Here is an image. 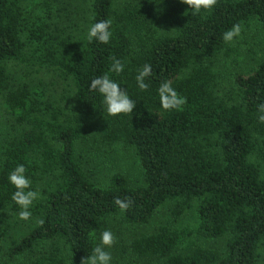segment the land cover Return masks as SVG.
I'll use <instances>...</instances> for the list:
<instances>
[{
	"label": "trees",
	"instance_id": "16d2710c",
	"mask_svg": "<svg viewBox=\"0 0 264 264\" xmlns=\"http://www.w3.org/2000/svg\"><path fill=\"white\" fill-rule=\"evenodd\" d=\"M60 2L0 0V124L8 135L0 139V264H81L107 219L141 226L167 203L170 224L132 240L138 257L259 264L264 123L257 107L264 102V55L229 82L216 66L241 48L240 38L231 45L222 40L233 24L242 25L244 36L264 34V0H217L195 16L178 0H87L84 38L91 24L108 19L107 45L80 40L61 25ZM113 57L125 63L112 78L136 101L133 114L108 117L88 90L92 79L109 72ZM146 63L150 87L140 91L135 76ZM41 70L60 84L58 99L37 86L39 79L35 87L27 80ZM164 80L186 98L181 110H161L157 89ZM95 120L103 144L135 150L141 184L113 174L100 185L88 176L76 144ZM18 164L41 193L27 221L18 219L7 180ZM116 198L130 207L121 212ZM191 209L194 223L177 226ZM192 237L224 239V245L184 250Z\"/></svg>",
	"mask_w": 264,
	"mask_h": 264
},
{
	"label": "rangeland",
	"instance_id": "374dc122",
	"mask_svg": "<svg viewBox=\"0 0 264 264\" xmlns=\"http://www.w3.org/2000/svg\"><path fill=\"white\" fill-rule=\"evenodd\" d=\"M60 8L63 11L60 13L61 25L71 30V33L78 39H84L82 29L86 26L88 17L87 0H60ZM259 32V31H258ZM239 40L241 48L237 50L231 58L226 60L221 57L217 62L216 69L219 75L229 82L230 76L236 71L245 70L252 66L256 60L264 55V34L263 33H248L245 36L241 33ZM21 65H17V70H21ZM49 72V71H48ZM51 74V72H49ZM41 70L39 73H33L27 76V80L32 86L38 84V79L41 81L37 86L40 89H45L52 95H56L60 91V84H53L50 76ZM51 91V92H50ZM2 107H0V111ZM0 118H2L0 116ZM3 119V118H2ZM98 120L91 121L86 127L83 137L78 139L76 144V156L80 160L89 177L100 185H106L109 178L113 174H120L126 178L130 184L138 185L142 182V169L135 150L123 143H112L105 145L101 142L98 133ZM0 124V139L6 138V130L2 129ZM264 170V166H263ZM171 205L169 203L163 205L153 217L144 225L134 226L130 224L115 225L116 221L112 218L107 219L109 223L105 226V230H111L116 237L115 244L108 249L113 257L112 264H160V259L155 256L138 257L130 248L132 240L139 233H150L155 231L160 225L170 224L172 216L170 213ZM195 221L194 210H188L178 220L177 226L192 224ZM104 229H98L96 239L98 241L99 234ZM196 245H201L208 248L221 249L224 245V239H203L200 237H192L182 248L186 251L192 249ZM260 263L264 264V242L259 248Z\"/></svg>",
	"mask_w": 264,
	"mask_h": 264
},
{
	"label": "clouds",
	"instance_id": "9594fccd",
	"mask_svg": "<svg viewBox=\"0 0 264 264\" xmlns=\"http://www.w3.org/2000/svg\"><path fill=\"white\" fill-rule=\"evenodd\" d=\"M162 2L163 0H159L158 4ZM178 2L182 5H187L188 11L195 16L202 12H210L216 5L217 0H178ZM241 31L242 25L240 23L233 24L222 33L223 42L228 45L235 43L240 38ZM112 37L111 21L104 19L91 24L84 39L88 43L95 41L98 44L107 45L111 42ZM124 69L125 63L113 57L109 72L95 77L88 85L89 92H93L101 98L102 109L108 117L133 114V110L136 107V101L129 96L128 92L117 80L112 78L113 73L118 75ZM151 75V64L146 63L137 70L135 82L140 91L149 89L150 84L146 81ZM157 95L159 106L163 111H179L186 103V98L180 95L168 80H164L159 84ZM257 113L258 121L264 123V102L258 105ZM7 180L14 188L11 200L19 208L18 219L29 220L32 216L31 208L34 202L41 198L40 191L33 190L32 181L27 175V168L23 164H18L11 170L8 173ZM114 204L119 207L121 212L130 207L127 200L119 198L115 199ZM39 223L43 224L44 221L40 220ZM115 241L116 237L111 230L101 231L98 242L91 249V252L82 258L81 264H112L113 257L108 249L115 244Z\"/></svg>",
	"mask_w": 264,
	"mask_h": 264
}]
</instances>
